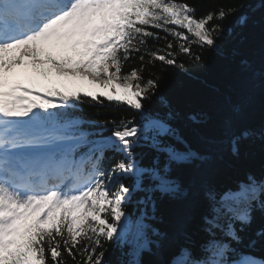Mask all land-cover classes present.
I'll return each instance as SVG.
<instances>
[{
	"label": "snow or ice",
	"instance_id": "6c2138e0",
	"mask_svg": "<svg viewBox=\"0 0 264 264\" xmlns=\"http://www.w3.org/2000/svg\"><path fill=\"white\" fill-rule=\"evenodd\" d=\"M235 11L197 17L183 0H0V264H104L105 244L123 247L129 236L123 264L163 248L167 237L145 223L146 211L133 220L125 209L134 191L145 205L154 193H179L175 170L192 150L165 120H152L148 135L134 120H105L110 135L95 140L67 110L82 98L142 110L160 87L144 71L176 66L178 53L199 62L192 46H216L222 26L212 22ZM133 59L139 66L125 73ZM145 143L147 162L135 150ZM204 201L199 239L158 264H264L241 249L236 226L264 211V175L210 188Z\"/></svg>",
	"mask_w": 264,
	"mask_h": 264
},
{
	"label": "trees",
	"instance_id": "16d2710c",
	"mask_svg": "<svg viewBox=\"0 0 264 264\" xmlns=\"http://www.w3.org/2000/svg\"><path fill=\"white\" fill-rule=\"evenodd\" d=\"M183 2L196 8L197 17L221 6L225 10L237 9L225 20L212 22L222 26L216 46H192L193 53L201 57L199 62L178 53L176 66L156 61L154 68L146 69L145 78L151 71L159 77L160 87L156 94L142 100L144 107L140 111L103 98V103L82 98L67 110L73 121L80 122L79 128L95 140L110 135L111 125L106 129L105 120H134L142 130L154 119L168 121L194 153V159L175 170L179 193H154L152 202L145 205V193L134 191L126 206L133 220L146 211L145 223L167 237L162 249L153 248L151 253L143 254L145 264L167 262L188 237L199 239L198 220L208 189L222 192L248 176L264 175V0ZM157 46L163 47V42H157ZM181 63L184 68L179 67ZM138 66L139 61L133 59L123 71ZM243 132L248 134L241 135ZM234 137L238 138L237 151L233 150ZM135 150L142 154L144 162L152 154L146 143ZM236 226L241 228L244 240L241 249L264 258V211L257 208L247 226ZM128 240L123 247L105 244L104 264H123L129 258L125 253L132 237ZM251 241L254 247H246ZM65 258L68 259L66 254Z\"/></svg>",
	"mask_w": 264,
	"mask_h": 264
},
{
	"label": "rangeland",
	"instance_id": "374dc122",
	"mask_svg": "<svg viewBox=\"0 0 264 264\" xmlns=\"http://www.w3.org/2000/svg\"><path fill=\"white\" fill-rule=\"evenodd\" d=\"M117 83H121V81H117Z\"/></svg>",
	"mask_w": 264,
	"mask_h": 264
}]
</instances>
